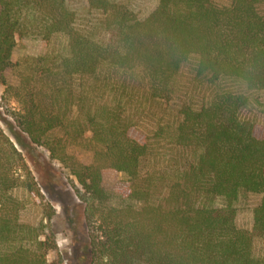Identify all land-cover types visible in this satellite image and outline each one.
I'll use <instances>...</instances> for the list:
<instances>
[{
	"label": "trees",
	"instance_id": "obj_1",
	"mask_svg": "<svg viewBox=\"0 0 264 264\" xmlns=\"http://www.w3.org/2000/svg\"><path fill=\"white\" fill-rule=\"evenodd\" d=\"M135 2L0 0V264H65L50 214L19 220L20 194L46 202L36 147L79 184L89 264H264V127L241 116L264 90V0ZM190 62L209 94L156 116ZM247 192L262 195L249 229L234 221Z\"/></svg>",
	"mask_w": 264,
	"mask_h": 264
},
{
	"label": "rangeland",
	"instance_id": "obj_2",
	"mask_svg": "<svg viewBox=\"0 0 264 264\" xmlns=\"http://www.w3.org/2000/svg\"><path fill=\"white\" fill-rule=\"evenodd\" d=\"M156 2L157 0H136L137 13L143 14L147 12L155 6ZM23 55V49L17 46L13 53V60L22 62ZM19 69L13 67L6 70L8 84L13 86L18 84ZM3 89L4 86L0 85V95L4 92ZM209 90L210 88L205 83L195 79L193 63L190 62L184 65L177 75L176 93L174 94L176 98L171 99L166 105H157V107L154 105L151 109L156 116L168 117L172 112L175 113L177 99L199 101L207 97ZM5 96L9 97L8 93ZM10 105L12 107L17 106L12 98H10ZM158 107H161V109H158ZM241 114L242 117L253 119L264 127V90L253 92L250 104L242 110ZM171 117L174 118V115ZM151 118V114L147 113L145 120L140 121L141 129L145 130L150 127ZM0 124L2 125L1 122ZM4 131L9 134L6 128ZM36 151L42 154L43 168L41 173L43 178L48 181L45 189H40V193L44 196L46 202L45 204H36L32 198L23 192L20 196L24 198L25 205L19 212V220L23 223L37 225L40 222H46V217L50 214L48 222L55 235L59 252L65 257V264H89L88 257L85 254L89 226L85 218V201L77 190L78 188L80 189L79 184L67 167L48 157V152L45 149L36 147ZM68 151L82 163L91 161V152L83 146L70 145ZM22 154L24 156L23 152ZM26 162L30 173L37 179V174L34 171L36 167L29 160H26ZM16 172L18 173L19 170ZM25 175L24 173L23 176ZM37 183L40 185L39 182ZM107 184L108 187L111 186V182ZM261 196L257 192L244 194L234 220L236 226L251 228L252 209L260 203ZM114 201L119 205L123 203L119 198ZM253 250L256 254H264V241L255 240ZM53 256L52 252L48 253V258Z\"/></svg>",
	"mask_w": 264,
	"mask_h": 264
}]
</instances>
